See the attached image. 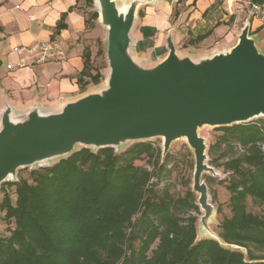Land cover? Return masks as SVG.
Returning <instances> with one entry per match:
<instances>
[{
    "label": "trees",
    "instance_id": "obj_1",
    "mask_svg": "<svg viewBox=\"0 0 264 264\" xmlns=\"http://www.w3.org/2000/svg\"><path fill=\"white\" fill-rule=\"evenodd\" d=\"M84 3L92 6L93 0ZM97 16L96 10L90 13L88 26ZM83 56L81 88L101 76L91 73L88 49ZM216 128L222 133L210 153L222 142L240 150L223 163L232 174L230 216L218 223L220 239L236 247L213 238L195 240L196 217L179 215L198 210L191 189L180 196L167 186L158 188L171 156L160 161L151 141H136L119 151L79 147L51 165L30 169L29 178L11 181L15 201L4 192L0 211L14 226L0 236V264H264V254L257 253L264 251V214L247 210L248 197L264 209V120Z\"/></svg>",
    "mask_w": 264,
    "mask_h": 264
},
{
    "label": "water",
    "instance_id": "obj_2",
    "mask_svg": "<svg viewBox=\"0 0 264 264\" xmlns=\"http://www.w3.org/2000/svg\"><path fill=\"white\" fill-rule=\"evenodd\" d=\"M146 0H94L98 23L105 29L107 82L95 91L64 101L54 109L39 104L16 112L4 100L0 111V184L15 180L20 167L41 165L73 153L76 146L96 150L127 142L186 139L194 154L192 191L202 210L200 225L210 231L213 217L203 172L206 144L198 128L229 126L264 116V51L250 35L247 20L228 50L194 58L176 49L172 30L165 37L166 56L147 64L132 51L131 30ZM20 113V114H18Z\"/></svg>",
    "mask_w": 264,
    "mask_h": 264
},
{
    "label": "crops",
    "instance_id": "obj_3",
    "mask_svg": "<svg viewBox=\"0 0 264 264\" xmlns=\"http://www.w3.org/2000/svg\"><path fill=\"white\" fill-rule=\"evenodd\" d=\"M129 1L117 0L119 4ZM146 1L138 7L131 30L132 51L139 61L151 64L162 60L168 51L166 35L172 30L177 44L175 34L178 26H175V21L186 17L192 25L198 22V35L211 31L204 40L212 35H229V27L217 22L200 31L201 22L205 21L209 10L219 3L228 13L223 14L221 20L233 19L235 3L241 6L239 11L248 12L245 19L250 23V32L256 37L259 49L264 51V3L252 0H214L213 3L212 0ZM252 3L258 4L260 10L251 15ZM174 4L182 5L176 20L172 17ZM83 7L82 0H0V111L4 100L14 111L21 112L35 104L44 109H54L64 101L85 94L84 89L90 83L81 88L77 82L83 68L84 49L89 50L93 59L99 50L97 37L102 29L97 23L88 26ZM140 9L141 15L138 14ZM38 40L57 41L60 53L51 55L42 63L28 61L25 66L17 67L24 52L14 51L13 47H26ZM8 64L10 68H7Z\"/></svg>",
    "mask_w": 264,
    "mask_h": 264
},
{
    "label": "rangeland",
    "instance_id": "obj_4",
    "mask_svg": "<svg viewBox=\"0 0 264 264\" xmlns=\"http://www.w3.org/2000/svg\"><path fill=\"white\" fill-rule=\"evenodd\" d=\"M213 1L214 0H212L211 3H213ZM238 4L236 3L234 4V9L236 10V12L235 14H233V19H230L229 21L221 20L223 18V14H228V13L223 9L222 3H219V5L215 6V8L209 10V14L207 15V18L205 19V21H202L200 25L201 27L200 31H202V30H206L211 25H215V22L220 24L224 23L229 27V31L231 30V33L229 35H227V33L220 35H212L205 40L202 39L199 41L198 40L192 41L193 38L198 34V22L195 25H192V23L187 20L188 19L187 17L183 20H176L178 14L180 13V11H182V5L174 4L172 10L173 11L172 17L174 18V20H176L175 26L176 25L178 26V30L176 31L175 34V37L177 39V44H176L177 51L180 52L181 54H187L194 58H197L198 56H204V55L208 56L216 52L228 50L232 45L236 43L237 35L240 33L241 28L244 26V23L246 22L245 15L248 14V12L244 14L242 11H239L241 10V6H239ZM82 5L84 6L83 8L85 9L86 17H89L92 11L94 10L97 11V6L94 3V0L92 6H86L84 0H82ZM141 10L142 9H140L138 13L139 15H141ZM237 13H241V15L239 16ZM226 18L228 19V17ZM94 23H97L99 25L98 17L97 19L90 20V25H94ZM99 27L102 29V32L99 34V37H97V40L99 39L97 43V48L100 49L101 53L100 52L97 53L96 50L95 52L97 54L93 55V59L91 57L92 59L91 64L93 67L91 73H95L96 71H99L101 76L97 83L90 82L87 88L85 87L84 89L85 93L98 90L102 88L106 83L105 80L108 71V63L105 53L106 51V45L104 40L105 29L100 25ZM249 34L252 35L251 32ZM261 46L263 45L261 44ZM251 120L261 121L264 120V116L255 117ZM221 133H222L221 130H218L216 127L210 125H204L198 128V135L204 138L206 144L205 162L209 166L213 167L214 170L216 171L215 175H213L210 172H203L201 179L206 183L208 187L209 199L210 202L213 204L215 210L213 217L208 221V227L210 228V231L216 234L217 236L219 233L218 223L221 221L223 216H230L229 197L231 193L228 189V184H229V177H231L232 174L230 170L226 169L223 166V163L228 158L236 157L240 153V150L238 148L235 149V147H233L231 144H227L225 142H222L219 146H216V148L211 153L208 151L209 146L215 142V140ZM150 141L153 143L155 147L156 156L159 154L160 161H162L164 158V154L162 153L163 138L156 137ZM132 143L133 142H127L121 145L119 148H117V150L119 151L121 149H124L127 146L131 145ZM79 147L82 146L77 145L76 149H78ZM167 153H169L171 156L169 162L167 163V167L169 168L170 171L169 172L164 171L159 175V184L157 187L163 188L167 186L168 190L171 193H173L174 195L182 196L185 194L187 188H190L192 191L193 171H194V163H195L193 150L188 145L186 139L177 138L171 141ZM56 161L57 159H52L48 162L41 163V165H36L33 167H20L17 170L15 180L8 179L3 181L6 183H3V185L0 187V201L2 199L4 192H7L10 195L11 201L14 203L16 193H15V186L10 183L11 181H17L21 176L29 178L30 169L39 166L51 165ZM143 162L144 160L142 161V163ZM154 180L155 179H153V181ZM192 193L195 197L196 200L195 202L197 204L198 195L194 191H192ZM247 210H250L253 213L264 214V209L254 204L249 197L247 198ZM3 214L4 211H0V236H7L9 234V229L14 226V223L11 220H10L11 223L7 222V220L3 218ZM179 215L183 218L188 216L196 217L195 225L197 229V237L195 240H198L200 238L212 237L210 233L206 232L201 228L200 217L202 215V210L199 206H198V210H194L192 208L183 209L179 213ZM239 249L245 252L243 248H239ZM257 253L264 254V251Z\"/></svg>",
    "mask_w": 264,
    "mask_h": 264
},
{
    "label": "built area",
    "instance_id": "obj_5",
    "mask_svg": "<svg viewBox=\"0 0 264 264\" xmlns=\"http://www.w3.org/2000/svg\"><path fill=\"white\" fill-rule=\"evenodd\" d=\"M249 10L251 14H254L260 10V7L258 4L252 3ZM13 50L24 52L23 58L19 59L16 64L17 67H23L28 61L42 63L51 55L60 53V44L55 40H38L26 47L15 46ZM10 67L11 65L8 64L7 68Z\"/></svg>",
    "mask_w": 264,
    "mask_h": 264
},
{
    "label": "bare ground",
    "instance_id": "obj_6",
    "mask_svg": "<svg viewBox=\"0 0 264 264\" xmlns=\"http://www.w3.org/2000/svg\"><path fill=\"white\" fill-rule=\"evenodd\" d=\"M107 77H108V76H106V80H105L106 82H107Z\"/></svg>",
    "mask_w": 264,
    "mask_h": 264
}]
</instances>
